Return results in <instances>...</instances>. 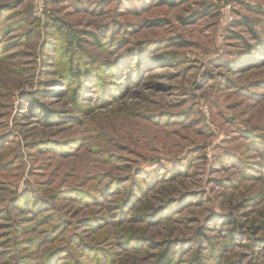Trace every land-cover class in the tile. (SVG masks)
<instances>
[{
	"label": "rangeland",
	"instance_id": "374dc122",
	"mask_svg": "<svg viewBox=\"0 0 264 264\" xmlns=\"http://www.w3.org/2000/svg\"><path fill=\"white\" fill-rule=\"evenodd\" d=\"M36 1L0 0V264H264V0Z\"/></svg>",
	"mask_w": 264,
	"mask_h": 264
},
{
	"label": "trees",
	"instance_id": "16d2710c",
	"mask_svg": "<svg viewBox=\"0 0 264 264\" xmlns=\"http://www.w3.org/2000/svg\"><path fill=\"white\" fill-rule=\"evenodd\" d=\"M176 2H177V0H163V4H166V5H168V6H171V7H173V6H175L176 5ZM246 26H249V23L248 22H243ZM161 24H164V23H162V22H160V21H156L155 23H154V25H161ZM256 36V35H255ZM256 40H257V45L259 46V45H262V44H264V42H262V41H260L259 40V37H257L256 36ZM256 47V46H255ZM255 47H251V52L252 53H254V51L257 49V48H255ZM78 75V74H77ZM79 76V75H78ZM76 78V77H75ZM28 100L31 102V106H33L34 108H37V109H40L42 106L39 104V103H36L34 100V98H32V97H28ZM234 231V230H233ZM159 264H172V262L171 261H169V260H166V262H165V260L162 262V263H159Z\"/></svg>",
	"mask_w": 264,
	"mask_h": 264
},
{
	"label": "built area",
	"instance_id": "2783aa9c",
	"mask_svg": "<svg viewBox=\"0 0 264 264\" xmlns=\"http://www.w3.org/2000/svg\"><path fill=\"white\" fill-rule=\"evenodd\" d=\"M36 3L38 4L39 8V12L43 11L44 5H45V0H37Z\"/></svg>",
	"mask_w": 264,
	"mask_h": 264
}]
</instances>
